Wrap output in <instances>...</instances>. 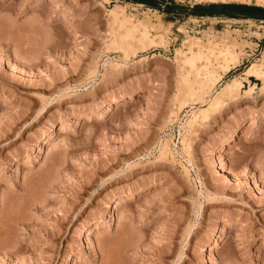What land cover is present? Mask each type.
Here are the masks:
<instances>
[{
    "label": "rangeland",
    "instance_id": "374dc122",
    "mask_svg": "<svg viewBox=\"0 0 264 264\" xmlns=\"http://www.w3.org/2000/svg\"><path fill=\"white\" fill-rule=\"evenodd\" d=\"M154 1L0 0V264H264V95L243 82L201 117L261 63L264 21L222 12L254 0ZM210 35L239 61L196 94L176 51Z\"/></svg>",
    "mask_w": 264,
    "mask_h": 264
},
{
    "label": "bare ground",
    "instance_id": "6f19581e",
    "mask_svg": "<svg viewBox=\"0 0 264 264\" xmlns=\"http://www.w3.org/2000/svg\"><path fill=\"white\" fill-rule=\"evenodd\" d=\"M195 1H200V0H195ZM220 1L225 2V0H220ZM230 1L243 3V0H230ZM254 4L256 6L264 7V0H254ZM118 8H115V10L113 9L114 11H112L110 15L111 16L110 20H112V25L118 26L124 31L126 30L127 32H135L139 34L140 41H142L144 45L146 43L147 44L149 43V46H152L153 44L156 43L157 40L160 41L161 43L163 36L160 35L159 32H157L159 31L157 27L150 28L147 25V22L144 23L145 22L144 18L146 17L145 15L144 18L142 17L144 20L143 19L140 20L136 18V22H134L132 21L133 17L129 18L128 15L126 16V14H124L123 8H122L123 10L120 7ZM135 33H132V35H134V38L137 35ZM226 37L227 35L225 36L210 35L208 37H204L205 39L204 41H202L201 39H197V40L188 39L186 40L187 42H184L187 48V52L183 51L184 52L183 53L181 50L176 51V57L174 60L175 63L177 62L176 65L177 66L180 65L181 69L187 67L188 70L192 69V72L195 74L191 72L189 74L196 75V77L199 78V81H197L196 83L198 89L195 92L196 94L204 92L207 88L209 89L212 88L218 81H220L222 75H224L231 68L237 65L239 61L238 60L239 54L235 51L236 47L234 44L231 45L229 43L230 44L229 45L227 43ZM128 38L132 39L131 37ZM128 41L130 42V40ZM132 42L133 43L135 42L136 44L141 43V42L138 43L136 40L135 41L133 40ZM142 45L143 44H141V46ZM130 46H131V42H130ZM179 71L182 72L180 69ZM181 76L182 75L179 74V77ZM249 77H254L255 79H257L261 83L262 87L258 88L256 85H250ZM187 78L188 77H186V79ZM186 79H184V81H186ZM243 82L249 84L248 89H244V91L242 92L244 93V95H250L251 93H253V91H255L254 89H259V92L264 95V55L261 59L260 64H252L249 68H247L244 71L243 75L231 79L228 83H226L222 87V89L219 92H216L215 95L208 101L209 102L208 107L201 111V115H202L201 117L205 119L209 116L211 112H213L215 109L220 107L222 104H225L226 101L235 100L239 96L240 91L243 88ZM186 83L189 84L191 82L188 80L186 81ZM204 93L206 95V92ZM203 96L204 95L202 94L201 97ZM117 107H119V105Z\"/></svg>",
    "mask_w": 264,
    "mask_h": 264
},
{
    "label": "trees",
    "instance_id": "16d2710c",
    "mask_svg": "<svg viewBox=\"0 0 264 264\" xmlns=\"http://www.w3.org/2000/svg\"><path fill=\"white\" fill-rule=\"evenodd\" d=\"M134 3H143L148 7L158 9L160 5L156 4L154 0H127ZM223 8V13L230 18L235 17H243V18H250L254 20H264V7L260 6H251V5H244V4H223L221 6ZM166 11L169 10L170 7H164Z\"/></svg>",
    "mask_w": 264,
    "mask_h": 264
},
{
    "label": "built area",
    "instance_id": "2783aa9c",
    "mask_svg": "<svg viewBox=\"0 0 264 264\" xmlns=\"http://www.w3.org/2000/svg\"><path fill=\"white\" fill-rule=\"evenodd\" d=\"M253 20H254V19H253ZM258 21H261V20H258ZM263 21H264V20H263ZM259 43H260V39H256V41L253 42L254 47H253V51H251V54H252V52L256 51L257 47L259 46ZM263 48H264V46H263ZM245 51H246V50H245ZM246 55H247V54H246Z\"/></svg>",
    "mask_w": 264,
    "mask_h": 264
},
{
    "label": "crops",
    "instance_id": "0c3cea01",
    "mask_svg": "<svg viewBox=\"0 0 264 264\" xmlns=\"http://www.w3.org/2000/svg\"><path fill=\"white\" fill-rule=\"evenodd\" d=\"M131 4H135V5H143V6H146L145 4H143V3H134V2H131V1H129ZM146 7H148V6H146ZM231 19V18H230Z\"/></svg>",
    "mask_w": 264,
    "mask_h": 264
},
{
    "label": "water",
    "instance_id": "95a60500",
    "mask_svg": "<svg viewBox=\"0 0 264 264\" xmlns=\"http://www.w3.org/2000/svg\"><path fill=\"white\" fill-rule=\"evenodd\" d=\"M206 10V9H205Z\"/></svg>",
    "mask_w": 264,
    "mask_h": 264
}]
</instances>
